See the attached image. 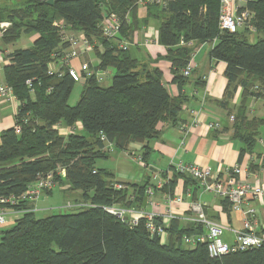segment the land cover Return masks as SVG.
<instances>
[{
  "label": "trees",
  "instance_id": "obj_1",
  "mask_svg": "<svg viewBox=\"0 0 264 264\" xmlns=\"http://www.w3.org/2000/svg\"><path fill=\"white\" fill-rule=\"evenodd\" d=\"M136 1L59 0L50 4L48 0H0V23H10L3 43L39 34L31 47L10 52L3 67L5 82L21 101L16 117L21 132L12 127L1 135L0 196H20L39 175L53 172L67 192L81 191L83 203L70 212L45 217L36 216L32 201L8 204V208L24 213L12 227L0 230V264H264L261 248L211 257L204 244L185 245L183 234L203 232L202 225L182 227L174 219L169 238L161 242L160 236L147 229L144 219L131 226L105 209H145L149 179L116 188L114 174L96 164L99 158L108 157L100 134L116 149L144 143L142 159L146 162L152 151L149 142L160 136L158 123L177 124L185 101L184 95L169 93L159 67L142 63L129 49L120 48L122 41L129 42L151 19L158 22V42L167 48L166 55L156 60L171 63L173 81L180 87L189 80L182 70L195 44L211 43V58L226 62L228 84L224 97L216 102L228 111V117L234 116V137L245 143L242 154L251 151L264 124V119L246 116L252 99L264 98V0H244L245 5L239 8L253 13L251 23L258 35L254 42L248 40V27L235 33L220 29L221 0H166L144 7ZM112 12L122 22L116 39L104 37L101 28L104 15ZM56 20L83 32L94 44L92 53L98 59L94 69L116 70L107 86L95 75L86 78L74 105L69 104V98L77 82L68 74L58 77L48 73V64L56 60L54 54L68 45L53 24ZM29 78H36L33 96L26 84ZM196 84L205 86L201 78ZM239 87L241 101L233 106L230 99ZM77 123L81 131L62 134L58 129L59 125L69 128ZM58 168H63L64 177L57 174ZM174 171L170 193L180 177L187 183L196 181ZM221 199L226 210L231 207L227 199Z\"/></svg>",
  "mask_w": 264,
  "mask_h": 264
},
{
  "label": "crops",
  "instance_id": "obj_2",
  "mask_svg": "<svg viewBox=\"0 0 264 264\" xmlns=\"http://www.w3.org/2000/svg\"><path fill=\"white\" fill-rule=\"evenodd\" d=\"M245 3L244 0H237L238 8L243 7ZM140 11V15L143 16V10ZM22 37H27L28 43L18 47L14 46L16 41L11 44H5L1 40V45L5 52L7 51L10 54L15 49L31 47L38 39L39 34L22 35L20 38ZM148 37H158V22L152 21V19L147 26L134 32L129 41L128 49L142 63L148 62L153 67H159L163 71V81L169 93L172 96L182 94L185 96V101L177 124L172 125L164 121L158 123L157 129L160 131V136L149 142L152 151L148 157V161L144 162L143 159L142 161H138L134 157V155L142 157L144 143H131L126 150L128 151V157L136 161L141 168H145L143 170L144 174L131 175L130 179H136L134 182H126V177H120L118 180L115 179V181L142 183L146 179H149L148 186L155 188L154 202L156 203V207L147 202L144 206L145 209L156 211L160 214L161 223L165 227L164 235L161 236V242H166L169 238V228L174 219H177L182 227H190L193 224L184 218L189 214L188 203L198 199L205 201L209 217L229 226L231 229L239 230L243 228V214L233 210L231 207H228L226 210L221 197H217L209 192H203L201 190L202 186L198 181H189L187 183L182 177L177 179L173 191L170 193L168 189L169 180L175 172L174 170H176V165L179 163L207 166L211 168L216 176L221 177L227 175L229 168L240 163L243 167L247 168V171L240 174V181L264 187V165L260 163L261 158L264 156V146L260 141L258 143V139H260L258 137L261 135L260 129L264 124L259 128L255 145L251 151L247 150L242 154L241 151L245 143L240 138L234 137L231 116L228 117V111L216 102L224 97L228 79L225 76L226 62L215 60L210 56L213 45L207 42L194 45L195 67L189 75V80L180 87L177 82L173 81L171 63L166 59L156 60L159 55H166L167 48L159 42H149ZM93 58L94 54L91 52L81 58L73 59L72 65L77 70H80L81 63L88 60L91 62L93 70L101 71L94 69L97 62L94 64ZM8 62L9 60L6 64ZM105 70L108 75L110 73L109 68ZM198 78H201L205 82L204 87L200 88L197 86L196 81ZM1 81L5 82L4 76ZM33 94L34 92L31 93L32 96ZM241 94L242 88L239 87L230 99L233 106L240 103ZM255 99L257 98L252 99L251 104ZM20 104L21 101L18 98L17 101L8 100L0 102V144L3 131L16 125L17 111H19ZM251 111L253 112V110ZM246 116L249 119H264V117L250 113L248 108ZM213 122H218L220 127L218 129L209 127V123ZM59 126L58 129L62 134H68V127ZM81 129L82 127L80 131ZM56 186L61 185L57 183ZM66 189L67 187L61 186L62 195H65V198H67L64 200L65 202L78 203L82 201L81 191L67 192ZM52 191L51 193L44 191L34 202L36 213L50 212L62 207L61 205L67 204L64 202L63 204H51L47 207H39L37 205L38 200L43 195L52 194ZM176 196H183L185 202H172L170 199ZM256 205L258 208L256 214L258 228L256 232L258 235L264 237V199L261 201L256 199ZM172 213L177 217L171 219L169 215ZM223 238L225 241L232 242L234 240V232L226 230Z\"/></svg>",
  "mask_w": 264,
  "mask_h": 264
},
{
  "label": "built area",
  "instance_id": "obj_3",
  "mask_svg": "<svg viewBox=\"0 0 264 264\" xmlns=\"http://www.w3.org/2000/svg\"><path fill=\"white\" fill-rule=\"evenodd\" d=\"M166 0H137L136 4L140 7H144L153 3L164 4ZM237 0H221L219 26L220 29L226 30L230 33H235L240 29L246 27L251 32H256L255 26L251 23L253 13L247 9L239 11L236 6ZM54 26L59 30L62 40L67 42L66 48L60 50L56 56V60L48 64V73L50 75H56L61 77L68 74L75 82L84 81L86 78L96 76L98 82L102 83L107 74L106 70L95 71L91 67L90 61H84L81 63L80 70H77L72 65V60L81 58L82 56L93 52L94 44L89 41L83 32H76L67 28L64 20H56L53 22ZM121 19L116 13H108L104 15L101 22V28L103 36L109 39H116L121 31ZM10 26L9 22L0 23V69H3L4 65L8 61V52L4 50L1 45V40L7 28ZM149 42H158V37H148ZM185 44L184 41H181ZM120 48L127 50L129 48L128 41H122ZM195 67L194 54H192L189 63L183 68V74L189 76ZM36 78H29L26 80L27 86L30 88L31 93L34 91V84ZM15 100L17 97L13 91V88L7 83L0 81V102ZM19 111H17V114ZM231 120H234V116L231 115ZM60 127V126H59ZM209 127L212 129H218L220 127L218 122L209 123ZM81 125L76 124L69 127L68 133L80 131ZM15 132H21V126L16 124L14 126ZM101 140L104 142V151L113 152L115 150L114 144L109 142L104 133L100 134ZM260 143L264 146V137H260ZM135 159L142 161V157L134 155ZM260 163L264 165V156L261 158ZM176 170L180 173L187 174L193 179L198 181L202 186L203 192H209L217 197L225 198L231 205V208L235 211H239L243 214V228L231 229L211 217L207 213V206L205 201L201 199L191 201L188 203L189 214L184 218L190 223L202 225L203 232L184 233L182 236V242L187 246H196L198 244H204L211 257H221L229 253H236L245 251L249 248H261L264 251V237L257 234L258 222L256 214L258 208L256 205V199H264V187L252 184L250 182H241L239 176L241 173L247 171V168L243 167L240 163L235 164L229 168L225 177L216 176L210 167L198 166L194 164L185 165L179 163L176 165ZM64 176L63 168H58V173ZM57 184L55 180V174L49 172L46 175H39V177L28 185V188L20 196H0V225H3L10 221H15L17 217L24 213V210H16L8 208L7 205H16L20 201H32L35 202L40 195L46 191L51 190ZM115 187L123 189L126 185L122 182H115ZM155 188L148 186L146 189V202L153 207H156L154 202ZM189 195V194H188ZM175 203H184L183 196H176L170 199ZM69 208H78L83 205L82 202L67 203ZM105 209L117 215L119 218L125 220L131 226H135L140 220L144 219L146 227L151 234L163 236L165 232L164 224L158 222L160 214L156 211H149L147 209H135V208H122V207H105ZM35 210V208L33 209ZM170 218H176L177 216L172 213ZM226 230L234 232V240L232 242L225 241L223 238Z\"/></svg>",
  "mask_w": 264,
  "mask_h": 264
},
{
  "label": "rangeland",
  "instance_id": "obj_4",
  "mask_svg": "<svg viewBox=\"0 0 264 264\" xmlns=\"http://www.w3.org/2000/svg\"><path fill=\"white\" fill-rule=\"evenodd\" d=\"M18 0H12L13 3H16ZM236 2V6H237ZM238 7V6H237ZM239 9V8H238ZM152 21H156L152 19ZM157 25V24H156ZM257 33L251 32L248 34V40L250 42H254L257 39ZM25 43H28L27 37H22L18 39L14 46H22ZM96 64L98 62V59L96 57L93 58ZM110 73L107 75L105 74V78L102 81V85H109L112 81V77L115 74L116 70L114 68H109ZM3 70L0 69V81L3 78ZM83 83L77 82L75 83L73 90L71 92L70 98H69V104L74 105L77 103L81 90H82ZM253 110V112L251 111ZM248 111L250 113H254V115H259L261 117H264V98H257L253 101V103H249ZM233 114H235V110L232 111ZM260 137H264V125L260 129ZM258 137V138H260ZM259 143V139H258ZM97 166L100 168H105L107 170H110L114 174V179L118 180L120 177H126V182H134L136 179H130L131 175H142L144 174V169L141 168L136 161H133L130 157H128V151L121 150V149H115V151L110 152L108 154V157L99 158L97 160ZM143 171V172H142ZM63 176V175H62ZM202 190V189H201ZM209 195V194H208ZM65 195H62L61 192V186H56L52 194L43 195L37 202V205L39 207H47L51 204H63L65 201ZM72 202V201H71ZM67 203V201L65 202ZM69 203V202H68ZM58 206V205H57ZM60 206V205H59ZM62 207L56 208V210L50 211V212H38L36 213L37 217H45L52 213H59V212H70L73 210V208H69L68 204L61 205ZM14 224V221H8L7 223L0 225V230L7 229L12 227Z\"/></svg>",
  "mask_w": 264,
  "mask_h": 264
},
{
  "label": "water",
  "instance_id": "obj_5",
  "mask_svg": "<svg viewBox=\"0 0 264 264\" xmlns=\"http://www.w3.org/2000/svg\"><path fill=\"white\" fill-rule=\"evenodd\" d=\"M55 1H59V0H48V3L53 4ZM62 1H69V0H62ZM146 200H147V197H145L144 199V205H146ZM124 219L126 220V217Z\"/></svg>",
  "mask_w": 264,
  "mask_h": 264
},
{
  "label": "bare ground",
  "instance_id": "obj_6",
  "mask_svg": "<svg viewBox=\"0 0 264 264\" xmlns=\"http://www.w3.org/2000/svg\"><path fill=\"white\" fill-rule=\"evenodd\" d=\"M257 28V27H256ZM247 30V29H246ZM257 31V30H256ZM98 68V67H97ZM50 90V89H49Z\"/></svg>",
  "mask_w": 264,
  "mask_h": 264
}]
</instances>
